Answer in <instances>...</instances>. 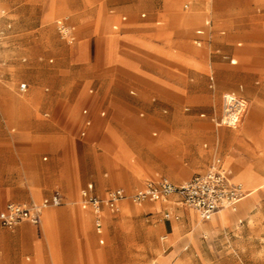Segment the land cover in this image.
Listing matches in <instances>:
<instances>
[{
  "label": "rangeland",
  "instance_id": "374dc122",
  "mask_svg": "<svg viewBox=\"0 0 264 264\" xmlns=\"http://www.w3.org/2000/svg\"><path fill=\"white\" fill-rule=\"evenodd\" d=\"M184 4L188 7L184 8ZM70 5L74 7L70 8ZM112 9L114 13H110ZM140 9L147 10L151 17L143 20L140 16H133L139 15ZM83 10H89L88 14L91 11L100 14L97 32L92 31L96 21L81 22ZM49 11L52 15L45 18ZM121 14L127 17L121 24L127 29L121 33L135 31L150 37L168 51L193 56L203 64V68L198 70L199 74H190L185 66L157 60L155 55L128 48L120 50L124 56L138 62L139 71L158 79L176 78L180 91L174 109L166 106L154 92L140 91L139 87L137 90L132 88L133 93L129 89L115 92L114 95L126 106L135 108V112L129 115L130 120L143 122L141 128L132 123L125 127L124 135L130 141L125 145L127 152H121L113 141L117 139L114 134L121 132L120 125H126L127 121L118 119L105 104L113 93L112 83L102 96H95L98 103L92 112L93 127L85 138L76 137L75 122L83 105L78 102V94L66 110L37 112V121L51 123L58 128L59 135L74 137L77 144L79 141L82 147L95 150L99 156L97 174L105 181V188L120 187L127 195L119 211L104 223L103 244L98 242L99 236L91 223V238L83 236V259L87 264H149L161 254L163 249L158 245L167 239L164 231L156 230L158 223L163 221L162 213L148 215L147 210H131L129 195L148 182L166 179L173 184H181L188 181L202 172L214 156L223 159L224 148L221 147L228 146L226 143L220 146V135L231 131L241 140L243 146L240 151L252 168L260 192L249 205L252 220L243 222L241 234L235 228L213 240L214 244L222 242L215 252L204 247L198 250L189 247L179 258L182 264H264V118L256 121L246 115L248 109L254 111L249 105L253 97L259 98L264 105V0H156L146 5L130 0H0V62H6L5 66L0 65V70L15 79L8 81L6 87L17 90L27 78L40 74L46 79L45 84L38 88V94L42 96L44 88L50 90L48 84L53 72L66 73L74 69L66 61L72 42H88L97 36L102 47L105 19L110 18L107 31L120 33L111 26ZM206 18L210 19L211 28L201 46L197 47L192 43L193 32ZM57 20H64L71 27L69 36L63 37L59 33ZM221 30H224L223 35ZM70 37L74 40L71 41ZM238 42L240 46H237ZM223 55L237 59V64L230 65L227 59L222 58ZM91 83L95 88V80L88 76L82 83L83 89ZM70 85H76L78 91V79ZM226 92H234L247 101V111L235 128L218 123L222 113V95ZM102 108L106 110L104 117L98 115ZM161 121L167 126L172 123L175 128L163 135L156 127ZM13 127L15 130L11 131ZM41 129L34 135H43L42 132L48 131L49 127L46 125ZM10 134L24 135L15 125H10L2 135ZM79 153L82 154L83 171L90 174L89 158L84 149H79ZM235 156V150L231 149L225 164L227 168L230 166L233 174L241 176L243 172L236 166ZM169 170L174 177L169 175ZM126 180L128 189L124 185ZM239 181L248 193L240 206L254 196L256 188L248 185L247 178ZM87 182L95 184L94 179L87 178L78 191ZM6 202L0 200V208ZM72 203L80 206V198L75 197L68 202ZM152 205L155 207L158 202ZM215 215L211 219L214 220ZM44 217V231L49 235ZM190 217L195 225L202 221L193 211ZM172 221H175L173 217ZM147 229H152V233L148 234ZM89 231L88 220L86 232ZM200 240L201 246L211 241L210 237H200ZM58 252L60 255L64 253L61 243Z\"/></svg>",
  "mask_w": 264,
  "mask_h": 264
},
{
  "label": "crops",
  "instance_id": "0c3cea01",
  "mask_svg": "<svg viewBox=\"0 0 264 264\" xmlns=\"http://www.w3.org/2000/svg\"><path fill=\"white\" fill-rule=\"evenodd\" d=\"M130 1L146 5L152 4L156 0ZM73 7L74 5H70V8ZM187 7L188 4H184V8ZM88 11L83 10L84 15L81 22L96 21V25L92 27V31L97 32L100 28V25L97 26V19L100 14L92 11L91 14H88ZM193 11L197 12L194 9ZM110 13H114L113 9L110 10ZM139 13V15L136 13L137 15L133 14V16H140L143 20L151 17L145 9H140ZM51 15L52 13L49 11L44 17L48 18ZM126 20V15L121 14L119 20L112 24L111 28L119 32L126 30V27H121V24ZM109 22L110 18H106L103 27V29L106 28V31L102 47L97 36H93L88 42L84 41L78 44L72 42V47L66 61L74 69L72 71L69 69L66 73L53 72V77L48 84L50 90L48 87L44 88L42 96L38 94V88L45 84L46 79L40 74L30 76L26 79V82L20 83L18 89L15 90L6 87L8 81L13 82L15 80L13 76H6L0 70V131L2 132L0 134V194L2 195L0 200L7 201L0 208V212L5 209L8 203H41L56 192L61 197L60 205L46 208L43 211L46 214L44 213L45 217L43 214L42 220L44 217V222L47 224L46 228L50 231L49 235L45 234L41 218L38 225L21 222L14 228L0 227V264H87V261L82 256L84 249L83 236L91 238L92 223L95 233L99 236L98 242L103 244L104 223L112 219V216L119 211L124 201L120 202L116 211H110L106 208L102 210V227L99 231L94 226L96 215L91 208H83L76 203L68 204L75 197L81 198L80 193L82 189L86 188L89 184L93 186L92 193L98 197L100 195L106 196L107 192L114 188L106 189L105 181L97 174L99 156L96 155L95 150L82 147L79 141L77 144L74 137L59 135L58 128L53 124L37 121L36 114L38 111L47 110L54 113L66 110L68 105L73 102V98L78 94V102H82L83 105L75 122V126H77L76 137L78 139L85 138L93 127L92 112L96 109L98 103L95 96L97 94L98 96H102L106 88L112 83L110 88L113 93H111L112 95L109 96L105 104L118 119L127 121L126 125H120L121 132L118 135L114 134L117 139H113V141L121 152H127L125 145L130 144V141L124 135L125 127L132 123L139 125L141 128L143 122L130 120L129 115L135 112V108L126 106L114 95L115 92L129 89L133 93L135 89L139 88L140 91L142 89L144 92H154L162 101L164 100L163 102L166 106L174 109L180 91L176 78H153L147 73L139 71L137 67L138 62L124 56L120 50L128 48L144 54L155 55L157 60L185 66L190 74H199L198 70L203 68V64L193 56H184L168 51L164 45L138 32L110 33L107 31ZM210 28V19L206 18L203 24L194 30L192 43L200 47L204 41L206 32ZM197 30H203V33L196 34ZM220 34L223 35L224 30H221ZM70 38L71 41L74 40L73 37ZM196 41L200 43L197 44ZM240 45L241 43L238 42L237 46ZM222 58L227 59L230 65L237 64V59L233 57L223 55ZM49 61L51 62L52 60L50 59ZM5 63L0 62V65L3 67ZM88 76L95 80V88L91 83L86 89H83L82 83ZM77 79L78 91L76 85L74 87L70 85L71 82ZM130 82H135V84ZM21 84L25 85L23 89L20 88ZM241 88L242 86H239V89ZM226 94H233L236 97L244 99L234 92H226L222 95V100ZM249 105L254 111L248 109L246 113L248 118L256 121L262 120L264 118V105L261 100L253 97ZM84 111L86 112L84 113ZM163 112H166V110ZM105 114L106 110L103 108L98 111L100 117H104ZM255 114L258 115V118ZM45 116H47V113ZM10 125H15L17 129H20V133L24 135H2L8 130ZM46 125L49 127L48 131L42 132L43 135H34L36 132L42 130L41 128L46 127ZM156 127L161 130L163 135L169 134L175 128L172 123L167 126V123L162 121L156 124ZM235 127L233 126L232 128ZM14 130L15 128L13 127L11 131ZM220 138V146L222 143H226L228 146L221 147L224 148L223 159L219 156H214L205 169L197 174L205 172L212 161L215 158H219L228 178L234 179H230L232 182L237 183L240 179L247 178L248 185L250 187L255 186L254 196L241 204L236 211L219 210L214 220L211 218L202 220L197 225L191 220V209L183 207L176 195H172L165 200L145 201L141 204L130 202L132 206H130L131 210H136L137 208H140L142 211L147 210L148 215L162 213L163 221L158 223L156 230L164 231L167 239L164 244L160 243L158 245L163 250L161 254L152 259V261H156L155 264H182L179 256L185 253L189 247H193L194 250L204 247L207 250L210 249L209 251L211 252H215L217 245L222 244V242L214 244L213 240L215 241L218 237L224 236L228 231H232L235 228H238L237 232L241 234L244 229L243 222L245 220H252V215L249 213V205L260 195L252 168L247 163L244 154L240 151L243 146L241 140L234 133L231 131L222 132ZM204 147H206V144H204ZM79 149H84L86 156L89 158L90 174H87L82 169V154L79 153ZM231 149L235 150L236 156L234 157V162L243 172L241 176H237L232 172V175H230L226 169L225 158ZM228 168L230 169V166ZM87 178L94 179L95 184L87 182L78 191L79 186ZM124 185L128 189L126 187L128 185L127 180L124 181ZM245 197L246 192L243 198ZM156 202H158V205L154 207L152 204ZM165 212L169 213V218H164ZM172 217L175 221H172ZM87 218L90 224L89 232H86L85 229ZM152 231V229H147L146 232L151 234ZM200 237L204 239L210 237L211 241L201 246ZM60 243L64 250L63 256L58 252V245Z\"/></svg>",
  "mask_w": 264,
  "mask_h": 264
},
{
  "label": "built area",
  "instance_id": "2783aa9c",
  "mask_svg": "<svg viewBox=\"0 0 264 264\" xmlns=\"http://www.w3.org/2000/svg\"><path fill=\"white\" fill-rule=\"evenodd\" d=\"M59 33L67 37L70 29L64 20L57 21ZM203 30H197L196 34H202ZM199 44V41H196ZM24 84L20 85L23 89ZM246 109V101L233 94L223 96L222 115L219 123L233 127L241 121ZM86 111H84L85 113ZM93 186L87 185L80 193V205L83 208H91L96 215L94 226L99 231L102 227L101 212L104 208L116 211L121 201L127 195L121 188H114L107 192L104 198L92 193ZM176 195L179 203L187 208L198 212L202 219L208 220L219 210L233 207L245 195L241 184L232 182L221 160L215 158L207 170L201 174L191 177L188 181L176 185L166 179L158 182H148L144 186L136 188L128 197L134 204H141L145 201L165 200ZM61 204L59 193H54L50 198L44 199L41 203H8L0 212V227L14 228L21 222H28L33 225L40 223L42 212L49 207ZM164 218H169V213H164Z\"/></svg>",
  "mask_w": 264,
  "mask_h": 264
},
{
  "label": "bare ground",
  "instance_id": "6f19581e",
  "mask_svg": "<svg viewBox=\"0 0 264 264\" xmlns=\"http://www.w3.org/2000/svg\"><path fill=\"white\" fill-rule=\"evenodd\" d=\"M247 111V104H246V109H245V112ZM244 112V113H245ZM133 127H138V126H133ZM181 169V168H180ZM227 170H228V173H230V175H232L231 174V171H230V169L229 168H226ZM170 171V170H169ZM169 175L171 176V177H174V173L172 172V171H170L169 172ZM229 175V176H230ZM230 179H233V178H230ZM234 180V179H233ZM237 183H239V184H241L243 187H244V185L240 182V181H238ZM244 189H245V187H244ZM248 196V193L246 192V197ZM245 197V198H246ZM244 200V198L243 199H241L238 203H236L233 207H227V208H225V209H222V210H220V211H230V212H234V211H236L237 210V208H238V206H239V204L242 202ZM78 202H79V200H78ZM124 208H126V206H125V204H124ZM191 211H193V212H195L198 216H199V214H198V212L197 211H195V210H193V209H191ZM216 213H218V212H216ZM216 213H214V214H216ZM43 214H44V212H42V214H41V220H42V216H43ZM200 217V216H199ZM200 219H202L201 217H200ZM203 220V219H202ZM88 227V220H87V222H86V226H85V229Z\"/></svg>",
  "mask_w": 264,
  "mask_h": 264
}]
</instances>
